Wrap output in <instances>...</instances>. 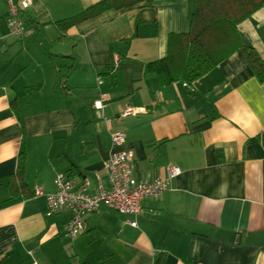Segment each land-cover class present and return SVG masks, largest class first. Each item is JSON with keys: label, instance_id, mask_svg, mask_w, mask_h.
I'll use <instances>...</instances> for the list:
<instances>
[{"label": "crops", "instance_id": "0c3cea01", "mask_svg": "<svg viewBox=\"0 0 264 264\" xmlns=\"http://www.w3.org/2000/svg\"><path fill=\"white\" fill-rule=\"evenodd\" d=\"M100 1L35 0L17 37L0 0V264H264V82L241 49L191 84L146 72L189 31L194 0L108 10L60 37L56 22ZM238 31L264 59V5ZM118 131L137 178L183 172L139 215L102 205L71 237L72 212L48 215L36 188L55 192L65 172L98 195ZM22 156L25 193L11 197Z\"/></svg>", "mask_w": 264, "mask_h": 264}, {"label": "trees", "instance_id": "16d2710c", "mask_svg": "<svg viewBox=\"0 0 264 264\" xmlns=\"http://www.w3.org/2000/svg\"><path fill=\"white\" fill-rule=\"evenodd\" d=\"M159 0H102L81 13L56 22L60 37L81 22L96 17L108 10H124L136 6H154ZM264 5V0H194L188 32L172 34L169 38V54L146 65L147 73L156 74L164 84L184 80L193 83L208 74L220 62L237 49H241L254 74L264 82V59L255 47L244 44L238 25ZM60 73V70L58 71ZM65 75L58 81L62 84ZM13 107L17 108L14 101ZM16 114L23 117L18 110ZM25 158L22 156L16 175L10 184L11 197L25 193Z\"/></svg>", "mask_w": 264, "mask_h": 264}, {"label": "built area", "instance_id": "2783aa9c", "mask_svg": "<svg viewBox=\"0 0 264 264\" xmlns=\"http://www.w3.org/2000/svg\"><path fill=\"white\" fill-rule=\"evenodd\" d=\"M35 0H6L8 6V28L11 35L21 37L25 34V23L22 12L29 8ZM104 97L100 96L94 104L103 111ZM136 110L128 108L123 115ZM114 149L106 162L109 173V185L101 187L98 195L88 190V182H79L69 173L59 172L56 176V191L45 193L41 186L36 188L35 196H45L48 203V215L70 210L72 217L64 224L65 232L75 237L85 229L84 215L92 213L102 205H107L121 213L137 216L143 209L146 199L158 198L170 186V180L182 174L179 166H170L166 178H156L152 181L137 178L134 170V154L130 149L122 148L125 143V133L115 132L112 136ZM137 227L135 220L129 221Z\"/></svg>", "mask_w": 264, "mask_h": 264}, {"label": "rangeland", "instance_id": "374dc122", "mask_svg": "<svg viewBox=\"0 0 264 264\" xmlns=\"http://www.w3.org/2000/svg\"><path fill=\"white\" fill-rule=\"evenodd\" d=\"M27 73V72H26ZM56 184V183H55ZM48 204V203H47Z\"/></svg>", "mask_w": 264, "mask_h": 264}]
</instances>
